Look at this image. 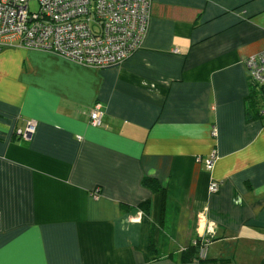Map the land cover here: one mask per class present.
I'll list each match as a JSON object with an SVG mask.
<instances>
[{"label":"crops","instance_id":"0c3cea01","mask_svg":"<svg viewBox=\"0 0 264 264\" xmlns=\"http://www.w3.org/2000/svg\"><path fill=\"white\" fill-rule=\"evenodd\" d=\"M262 51L264 0H152L142 48L107 69L3 49L0 264H197L196 239L264 264V93L244 63Z\"/></svg>","mask_w":264,"mask_h":264},{"label":"built area","instance_id":"2783aa9c","mask_svg":"<svg viewBox=\"0 0 264 264\" xmlns=\"http://www.w3.org/2000/svg\"><path fill=\"white\" fill-rule=\"evenodd\" d=\"M29 0H0V52L21 47L55 54L78 65L107 69L121 65L140 50L145 40L152 0H37V11L29 12ZM251 84L264 88V51L245 60ZM264 116V108L260 110ZM103 108L97 103L89 113L93 127L103 125ZM36 122L28 121L15 137L29 141ZM195 161L211 172L217 155ZM219 184L211 181L208 191L215 194ZM95 190L93 198L98 197ZM140 214V213H139ZM200 241L204 257L207 242Z\"/></svg>","mask_w":264,"mask_h":264},{"label":"trees","instance_id":"16d2710c","mask_svg":"<svg viewBox=\"0 0 264 264\" xmlns=\"http://www.w3.org/2000/svg\"><path fill=\"white\" fill-rule=\"evenodd\" d=\"M117 67V66H116ZM262 93H264V88H261ZM261 110V109H260ZM260 110L258 111V116L260 118L264 117L260 114ZM154 184L155 182L153 180L144 179L142 181V185L147 188H151L154 190ZM201 242L197 241L196 245H189L185 250L182 251L181 254V262H191L195 261L197 264H233L231 260H218V259H207V258H201L199 256V251L201 247ZM152 245L150 246V249L152 250Z\"/></svg>","mask_w":264,"mask_h":264},{"label":"rangeland","instance_id":"374dc122","mask_svg":"<svg viewBox=\"0 0 264 264\" xmlns=\"http://www.w3.org/2000/svg\"><path fill=\"white\" fill-rule=\"evenodd\" d=\"M29 12L34 13L37 11V0H29L28 4Z\"/></svg>","mask_w":264,"mask_h":264}]
</instances>
